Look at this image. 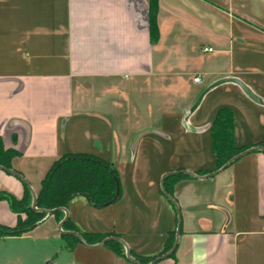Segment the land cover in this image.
I'll return each mask as SVG.
<instances>
[{
  "label": "crops",
  "instance_id": "crops-1",
  "mask_svg": "<svg viewBox=\"0 0 264 264\" xmlns=\"http://www.w3.org/2000/svg\"><path fill=\"white\" fill-rule=\"evenodd\" d=\"M151 1L0 0V140L19 175L0 168V193L38 196L69 154L112 164L122 191L9 238L54 264H264V151L217 171L212 145L227 108L236 146L264 148V0H156V39ZM14 212L0 199V225ZM66 216L63 231L101 238L70 249Z\"/></svg>",
  "mask_w": 264,
  "mask_h": 264
},
{
  "label": "trees",
  "instance_id": "trees-1",
  "mask_svg": "<svg viewBox=\"0 0 264 264\" xmlns=\"http://www.w3.org/2000/svg\"><path fill=\"white\" fill-rule=\"evenodd\" d=\"M158 4L156 0L150 5V30L153 38H157L159 30L157 26ZM212 145L217 158L216 170L222 169L233 157L244 152L248 147H237L235 143V124L233 112L222 108L218 111L212 125ZM14 152L6 150L0 140V166L10 169V161ZM229 167V166H228ZM165 189H168L165 185ZM85 196L94 207H107L118 202L122 196L120 176L117 169L107 161L98 157L83 154L65 155L56 161L42 181L41 190L37 196L39 209L54 210L67 208L69 202L77 197ZM0 199H7L13 211L18 213L19 221L16 229L0 225L1 237L18 236L32 230L47 217V214L32 209V197L29 189L21 200L13 196L0 193ZM25 203L23 212L27 214L22 220L17 206ZM56 213H61L57 211ZM70 225L68 217L63 227ZM87 241L101 236L88 237ZM67 247L73 249L78 239L74 235H65Z\"/></svg>",
  "mask_w": 264,
  "mask_h": 264
},
{
  "label": "rangeland",
  "instance_id": "rangeland-1",
  "mask_svg": "<svg viewBox=\"0 0 264 264\" xmlns=\"http://www.w3.org/2000/svg\"><path fill=\"white\" fill-rule=\"evenodd\" d=\"M25 206V203L17 206L22 220L27 217V214L23 212ZM30 206L32 207V201ZM13 214L17 215L16 212ZM9 237L11 236L1 237L0 235V264H48L49 261H44V256L50 251V247L46 243L41 245L29 239ZM58 264H70L68 256L60 257Z\"/></svg>",
  "mask_w": 264,
  "mask_h": 264
},
{
  "label": "water",
  "instance_id": "water-1",
  "mask_svg": "<svg viewBox=\"0 0 264 264\" xmlns=\"http://www.w3.org/2000/svg\"><path fill=\"white\" fill-rule=\"evenodd\" d=\"M256 150L264 151V148H263V147H256V148H253V149H250V150L244 151V152H242V153L236 155L235 157H233V158H232V159H231V160H230V161H229V162H228V163H227L222 169H220V170H224V169H226L229 165H231L235 160H237L238 158H240V157L243 156L244 154H246V153H248V152H250V151H256ZM0 168H3V169L7 170L8 172H11L12 174H14V175H16V176H19L17 173H15V172L11 171L10 169H7V168H5V167H3V166H0ZM167 176H168V175H167ZM165 178H166V176L163 177V179H162V185L164 184V180H165ZM165 195H166L168 198H170L169 195L167 194V192H165ZM32 197H33V200H32V209L35 210V211H38V212H41V213H45V214H47V215L54 214V213H56L57 211H65L66 214H67V210H66L65 208L54 209V210H47V209L43 210V209H39V208L37 207V196H36L33 192H32ZM67 218H68V216H66V218L60 223L59 229H60L61 233H62V234H73V235H75L76 237H78V239H79L82 243H86L85 240H84V238H83L81 235H79V234H77V233H74V232H65V231H63V225H64L65 221L67 220ZM177 236H179V229H178V232H177ZM107 240H110V239H107ZM107 240H106V241H107ZM115 240H117V241L123 243L119 238H115ZM106 241H104V242H106ZM104 242H103V243H104ZM103 243H102V244H103ZM177 244H178V241H176V244H175L174 248L172 249V252H173V251L175 250V248L177 247ZM127 257H128L130 260H133V261L137 262L136 260H134V259L132 258L131 253H130V251H129L128 249H127ZM48 264H53V262H52V261H49Z\"/></svg>",
  "mask_w": 264,
  "mask_h": 264
},
{
  "label": "built area",
  "instance_id": "built-area-1",
  "mask_svg": "<svg viewBox=\"0 0 264 264\" xmlns=\"http://www.w3.org/2000/svg\"><path fill=\"white\" fill-rule=\"evenodd\" d=\"M205 51L211 52V51H213V49L212 48H209V49H205ZM194 81L195 82H199L200 81V78H196Z\"/></svg>",
  "mask_w": 264,
  "mask_h": 264
}]
</instances>
